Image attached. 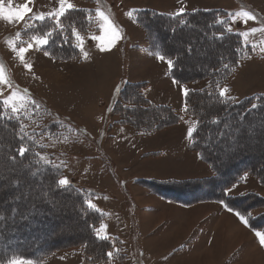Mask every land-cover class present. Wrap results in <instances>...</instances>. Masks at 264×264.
<instances>
[{"label": "rangeland", "instance_id": "1", "mask_svg": "<svg viewBox=\"0 0 264 264\" xmlns=\"http://www.w3.org/2000/svg\"><path fill=\"white\" fill-rule=\"evenodd\" d=\"M103 1L105 10L99 4L94 6L98 33L83 36L75 32L81 63H64L45 55L47 45L37 44V40L48 37L27 41L22 35L43 20L58 21L62 16L59 15V0H0L5 9L25 5L31 9L20 21L0 18V69L3 72L0 99L4 107L12 114L30 113L32 107L45 109L50 121L55 114L64 120L66 131L60 129L63 139H47L49 148L65 153L71 161L61 179H67L68 184L74 181L95 189L96 194L88 197L87 204L91 202L93 209L104 215L95 234L121 241L127 257L124 264H264V246L256 235L264 231H252L224 204L201 202L196 203L197 208L186 210L196 205L171 203L159 197L175 196L181 189L184 192L191 190L178 181L213 175L210 168L187 149L190 142L187 132L194 128V120L185 114L184 90L202 85L174 83L167 59H157V52L150 50L145 32L134 17L136 11L150 8L148 6L168 13L178 11V7L184 11H223L229 19V31L240 34L243 44L253 54L241 62L229 84L220 89H228L225 97L239 102L264 93V0ZM67 3L72 5L71 9L82 7L77 0H67ZM129 12H132L131 17ZM98 13H103L107 23ZM245 13L248 15H243ZM40 15L44 16L43 20L37 19ZM113 30L117 38L110 44ZM29 44L32 45L30 49ZM101 46L105 50L102 51ZM14 47L28 49L23 62L19 52L13 51ZM197 54L198 51L193 52V55ZM25 65H31V68ZM128 82L145 83L149 100L172 108L179 116L178 125L147 136L115 124L116 119L110 116L108 106L114 92L122 90ZM261 123L258 128L253 126L251 129H254L249 130L251 135L255 131L261 132L257 138L250 135L239 145L246 144L251 154L263 162L264 119ZM10 139V132L0 127V187L19 186L13 189L14 194L6 203H0V213L4 214L0 219L7 222L15 216L30 214L27 210L14 211V204L27 209H35L39 201L48 206L55 202L56 206L55 194L44 188L36 171L22 163L8 162L7 152L12 148L8 146ZM43 142L46 143L45 138ZM245 177L230 186L231 191L227 188L226 195L253 193L264 198V186L255 178ZM168 180L172 181L166 187L153 183ZM137 198H141L140 203ZM57 207L56 215L64 217V221L56 220V225L63 230L60 234L64 238L67 236V242L84 239L85 235L81 233L71 235L69 225L77 230L82 228L71 219L67 220L72 217L69 207L64 209L59 204ZM261 212L259 209L251 217ZM227 217H232L235 223V227L232 223L229 225V230L235 233L234 238L227 237L218 224L220 219L228 220ZM237 225L246 231L240 233ZM252 249H256L257 257L246 254ZM194 251L198 255L189 260L192 253L196 254ZM43 264H82L81 251H57ZM106 264L118 263L111 260Z\"/></svg>", "mask_w": 264, "mask_h": 264}, {"label": "trees", "instance_id": "2", "mask_svg": "<svg viewBox=\"0 0 264 264\" xmlns=\"http://www.w3.org/2000/svg\"><path fill=\"white\" fill-rule=\"evenodd\" d=\"M77 1L82 3V7L67 10L58 21L43 20L23 32V37L27 41L48 37L49 43L44 48L48 56L59 62L81 63L75 32L83 36L97 34L94 6L99 4L104 10L106 6L102 0ZM134 17L145 32L150 50L173 61L170 77L181 85H202L188 89V96H184L185 114L194 120L195 129L187 149L195 153L213 175L178 181L191 190L184 192L179 188L181 190L175 196L160 197L188 206L224 201L223 204L232 212L245 216L252 231H264V198L253 193L238 196L225 193L227 188L240 183L245 176L257 179L264 186V161L257 160L246 144L239 145L250 137V131L254 129L251 127L258 128L262 124L264 93L239 102L219 96L220 89L229 84L241 62L253 56L251 50L243 44L240 34L229 31V19L223 11L196 9L184 11L183 15H169L143 9L136 11ZM194 51L198 54L193 55ZM192 65L195 66L192 68ZM144 87V83L128 82L122 90L114 92L108 112L116 119L115 124L128 127L137 135L147 136L178 125L176 112L166 105L150 102ZM52 116L50 121L45 109L35 107L30 113L12 114L0 99V127L9 131L12 138L8 145L12 147L7 152L8 162L22 163L29 170L36 171L44 188L56 196V206L55 202L48 206L43 201L36 202L35 209L14 204V211L27 210L30 214L15 216L8 222L0 219V264H8L9 260L17 257L43 264L55 252L73 249H80L82 264H106L111 260L124 264L127 257L121 241L108 237L98 239L95 234L104 220L103 214L87 204L88 197L96 194L95 189L74 181L67 186L58 183L66 175L71 161L65 153H57L47 145V139H63L60 129L66 131L64 120L56 114ZM260 133L255 131L251 136L257 138ZM21 147L25 149L23 157L19 155ZM171 181L153 183L166 187ZM16 187L19 186L0 187V203H6ZM155 193L160 195L158 191ZM57 204L64 209L68 206L72 217H67V220L71 219L82 228L77 230L68 224L72 229L70 232H73L71 235L81 233L85 235L84 239L67 242V236L64 238L60 234L63 230L56 225V220L64 221V217L56 215L55 212H59ZM259 209L262 212L251 217ZM3 215L0 213V218ZM108 252H112L111 258L107 256Z\"/></svg>", "mask_w": 264, "mask_h": 264}, {"label": "snow or ice", "instance_id": "3", "mask_svg": "<svg viewBox=\"0 0 264 264\" xmlns=\"http://www.w3.org/2000/svg\"><path fill=\"white\" fill-rule=\"evenodd\" d=\"M59 3L61 5L60 9H59V15H64L65 12L69 9L72 8V5L70 3H67V0H59ZM65 4H67V7L65 8ZM31 11V9L25 5L24 7L22 8H17V9H12V8H8V9H5L4 6L2 4H0V18H2L3 20L5 21H9V22H16V21H20L22 19H24V16L25 14L29 13ZM183 12L184 10L183 9H180L177 13V15H183ZM99 16H101L102 19H105V22L107 23V20L106 18L103 17V13H98ZM128 15L131 17L132 15V12H129ZM243 15H248L247 13L243 14ZM37 19L39 20H43L44 19V16L43 15H40L39 17H37ZM49 35H51V33H49ZM117 38V33L115 30L112 31V40L109 42L110 44L112 42L115 41V39ZM93 39H103L102 37L100 38H97V37H93ZM38 45L40 46H46L48 43H49V40L47 38H42V39H39L36 41ZM32 47L31 44H29L28 48L30 49ZM28 49L26 48H19V49H16L15 47L13 48V51H18L19 54H20V60L23 62L24 60V53L27 51ZM101 50H105V48L103 46H101ZM110 50V49H109ZM45 55H48V52L45 51ZM156 57L157 59L163 61L165 60V57L159 53L156 54ZM167 63H168V66H169V69L171 70L173 67H174V64H173V61L171 59H168L167 60ZM26 68L30 69L31 68V65H25ZM0 81H3V72H2V69H0ZM176 81H174L175 83ZM228 89H223L219 92V96L221 98H224L226 96V93H227ZM184 95L185 97L188 96V91L185 89L184 90ZM230 99V98H229ZM253 107H255V105H253ZM195 131L194 128H189L188 129V132H187V138L188 139H192L193 137V132ZM25 154V149L23 147H21L19 149V155L21 157H23ZM246 178V177H245ZM59 185L60 186H67L68 185V180L67 179H60L58 181ZM229 191H231V188L228 189ZM222 204L224 203V201H220ZM227 207V205H225ZM88 207L89 208H93L94 205L89 202L88 203ZM230 211H232L231 208H229ZM236 215L239 217V219L241 220L242 223L246 224L248 223V220L245 218V216L241 215L239 212L236 213ZM100 231H103V228H101ZM257 237L259 238V242L262 246H264V233H260V232H257L256 233ZM99 235H98V239H99ZM106 238V237H105ZM107 256L109 258L112 257V252H108L107 253ZM8 264H33V262L31 260H24V259H21V258H14V259H11L8 261Z\"/></svg>", "mask_w": 264, "mask_h": 264}, {"label": "crops", "instance_id": "4", "mask_svg": "<svg viewBox=\"0 0 264 264\" xmlns=\"http://www.w3.org/2000/svg\"><path fill=\"white\" fill-rule=\"evenodd\" d=\"M128 2H130V0H127ZM143 2V1H142ZM148 7H150V8H147V9H152V10H155V11H157V12H159V13H161V11H162V13H164V14H169V15H175V14H177L178 13V11H179V7L177 8V10L178 11H175L174 13H168L167 11H163V10H160V9H157V8H154V7H151V6H148ZM194 10V9H193ZM172 79V78H171ZM132 83H141V82H132ZM144 85H145V83H144ZM145 95H146V93H145ZM146 97H147V95H146ZM147 99L149 100V98L147 97ZM150 101V100H149ZM151 102V101H150ZM205 164V163H204ZM160 197V196H159ZM160 198H162V197H160ZM141 198H137V200H138V202L140 203V200ZM164 199V198H163ZM166 200V199H165ZM168 201V200H167ZM171 203H173V202H171ZM134 204V203H133ZM193 205H196V206H194V207H191V208H187L188 206H186V210H191V209H194V208H197V206H198V204H193ZM193 205H190V206H193ZM134 206L136 207V205L134 204ZM178 207L179 208H181V206L180 205H178ZM147 209V208H146ZM230 221H231V223H232V225L235 227V223L233 222V220H232V217L230 218V217H227ZM177 219V218H176ZM177 221V220H176ZM219 223V225H220V222H221V219L218 221ZM181 223H182V221H180L179 222V225H181ZM147 224V223H146ZM144 225L143 226V228L145 229V227L147 226V225ZM178 225V226H179ZM238 226V225H237ZM237 228V227H236ZM238 229H240L241 231H246L244 228H242L240 225L238 226ZM198 245H200V243L198 244ZM210 250H212V248L210 249ZM141 251V250H140ZM194 252H196V254H194V253H192L191 254V256H189L188 258H189V260L192 258V257H194L195 255H198V253H197V251H194ZM246 254H249V255H252V256H258V253H257V251H256V249H252V250H248L247 251V253ZM260 257V256H259Z\"/></svg>", "mask_w": 264, "mask_h": 264}, {"label": "bare ground", "instance_id": "5", "mask_svg": "<svg viewBox=\"0 0 264 264\" xmlns=\"http://www.w3.org/2000/svg\"><path fill=\"white\" fill-rule=\"evenodd\" d=\"M228 219V218H226ZM226 221V222H225ZM221 220L220 222V226L222 228V232H224V234L227 236V237H232L234 238L235 237V233L233 230H229V225L231 223V221L228 219V220ZM239 232L241 233V230L239 229ZM243 232V231H242Z\"/></svg>", "mask_w": 264, "mask_h": 264}]
</instances>
